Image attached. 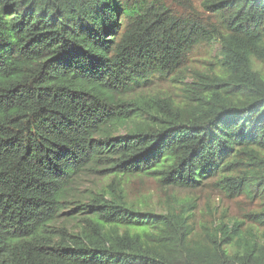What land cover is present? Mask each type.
<instances>
[{"label":"trees","instance_id":"1","mask_svg":"<svg viewBox=\"0 0 264 264\" xmlns=\"http://www.w3.org/2000/svg\"><path fill=\"white\" fill-rule=\"evenodd\" d=\"M202 6L0 0V264H264L263 239L200 238L192 206L140 212L120 181L264 199V0ZM212 44L223 72L197 74L181 104L138 93ZM90 174L113 178L82 201ZM250 216L264 227V207Z\"/></svg>","mask_w":264,"mask_h":264},{"label":"rangeland","instance_id":"2","mask_svg":"<svg viewBox=\"0 0 264 264\" xmlns=\"http://www.w3.org/2000/svg\"><path fill=\"white\" fill-rule=\"evenodd\" d=\"M128 1L160 2L172 12L184 16L194 12L203 16L207 15L202 6L204 0ZM219 48L218 44L200 46L190 54L185 70L176 75L169 74L164 78H154L138 87V93L156 94L160 98H170L173 102L181 104L186 99V85L190 84L194 78H198L197 74L223 72ZM259 69L264 72V64ZM119 132L123 134L124 127H121ZM112 178L113 176L83 175L77 182L75 194L77 198L84 201L92 193L101 192L112 181ZM120 181L128 204L140 212L165 214L169 210L178 211L182 208L188 210L189 206H192L189 214L194 220L196 233L200 234V238L204 237L203 234L206 231L221 227L225 232L231 233L235 230L241 233L240 248L247 237L250 240L251 238L264 240V227L254 222L250 216L264 207V199L259 196L250 198L241 193L236 197H229L211 181L197 190L162 186L154 177L142 174L122 176ZM57 225L65 226L67 232H75L80 228L81 223L74 218L62 219ZM236 243L230 248L235 250Z\"/></svg>","mask_w":264,"mask_h":264}]
</instances>
